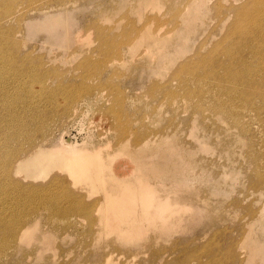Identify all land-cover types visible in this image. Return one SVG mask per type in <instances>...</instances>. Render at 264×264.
<instances>
[{"label": "rangeland", "instance_id": "374dc122", "mask_svg": "<svg viewBox=\"0 0 264 264\" xmlns=\"http://www.w3.org/2000/svg\"><path fill=\"white\" fill-rule=\"evenodd\" d=\"M159 1L160 0H152V2L146 0H77V3L69 1L70 3L67 2V4L61 7L56 0H6V2L5 0H0V237H3L2 235L5 233L4 237L0 238V255L2 253V256L4 255L3 257L0 256V264H91L98 260L96 259L97 253L103 256H106L108 253L111 258V264H152L154 261L162 262L165 259L170 260L173 253L169 252V250L173 246H175L177 249L183 247L185 250V255L182 257V259H184L185 256H192L193 254L194 257H199L198 260L191 259L190 262L186 264H264V215L263 217L261 216L262 213H264V185L261 182L258 184L257 180L255 182V179L259 177V174L260 178L264 174V167H261L264 165V110L262 109V106L264 105V98H252L249 102V107V103L248 105L244 104V102H242V98L237 96L239 90L242 89V85H228L227 83H222L219 85L217 81L215 82L209 77L208 79L207 76L203 77L204 80L202 79L200 81H196L197 79H195V76L192 75V77L191 74L187 72L181 74L183 80L190 77L188 79V83H185V85L181 84L183 83L180 82L181 77L179 78L175 76V69H177L182 63H185L187 59H194L197 52L201 55H204L205 53H209L215 46L217 47L219 44L220 47L223 45V49L225 46H229L233 41V48H235L237 39L233 40L234 37L232 39L230 38V41L229 39H225V36H228L227 34L230 33L234 22L236 23V21H233L235 20L234 13L228 8H232V6L235 7V4L238 5L237 3H240L237 7L243 5V3L247 4L249 3V0H206L208 7L205 6V8L200 10L199 13L194 10L193 4H197V2L200 0H187L189 4H187L188 2L186 0H169L170 2L168 0H161L163 2ZM219 2L221 4H219ZM124 4L128 6L126 7ZM131 4L134 5L132 6ZM121 5L123 6L121 7ZM154 5L155 7L153 8ZM161 5L165 7L162 8ZM225 5H227V9ZM214 6L223 7H220V10L217 8V12L215 10L216 7ZM156 8L160 13L157 12L158 10ZM76 9L78 11H76ZM28 12H30V14H28ZM5 13L7 14L5 15ZM98 13L100 15H98ZM179 14L181 15L178 17ZM14 15L17 19L14 17ZM103 15H105L104 18L106 17L105 21H103ZM184 15L188 17L190 16L189 20L184 19ZM107 16L109 18L111 17L112 19L110 18L109 20ZM130 17L133 19H130ZM216 17L218 18L216 19ZM143 18L144 20H142ZM222 19L225 20L222 21ZM87 22L89 24H87ZM243 22L244 25L243 23L241 25L245 27V21L243 20ZM152 23H154V25ZM28 24L29 26H27ZM108 26L109 28H105ZM170 26L171 28H168ZM172 26L173 29L176 27L174 29L175 31L172 29ZM29 27L32 29H27ZM98 27H100V30ZM132 27L134 31L135 29L137 31L138 28L144 29L145 27L146 29L152 30L155 33H161L160 35L162 36L167 33L168 35H171L170 38H168L171 41L164 37L162 38L163 41H161L159 44H155L151 39L144 37V39L141 40L142 42H137V45H134L133 50H129V47L134 44L136 39L130 45L123 44L122 41L124 36L122 35L123 33L121 34V32H124L126 29L131 30ZM168 29L170 33L167 31ZM44 31L45 34L47 32L46 35L44 34ZM221 32H224V34ZM77 33H81L80 35L86 39L84 41L82 40L83 44L75 42L74 35ZM105 33H107V35ZM135 34L136 32L134 33V36ZM99 35L101 36L99 37ZM118 35H122L123 38L121 39L122 36L119 37ZM56 36L60 37H58L59 39L57 38L59 41L56 39ZM110 37H113V39H110ZM10 38H12V41ZM63 38L67 41H64ZM1 39L4 41H1ZM103 40H105V42H103ZM85 41H87V44ZM167 41L172 44L168 43ZM65 43L67 46H65ZM165 43H167V45H165ZM187 43L189 44L187 45ZM103 45L107 48L103 47ZM47 50L50 51V53ZM119 50L120 53L122 52L121 54L119 53ZM183 51H186L184 52V55L182 54ZM245 51L244 54H246ZM114 52L117 56L114 54ZM106 53L108 56H105ZM9 54L11 56H9ZM154 55L155 58H153ZM138 59H140V61ZM152 60H154V62ZM107 61H110V63ZM103 62L107 63L104 65ZM164 64H166L165 68H163ZM95 65L98 66L96 67ZM142 65H145L146 67ZM175 65L178 66L175 68ZM153 66H155L157 70ZM112 71L113 73H111ZM168 79H170L171 82ZM208 80L209 83L206 84ZM107 82H109L110 85ZM191 82L193 84H191ZM177 83L179 84L176 85ZM196 83H198V85ZM213 84L215 86H213ZM180 85L181 89L183 88L182 91L185 88L183 92L180 90ZM116 86H118V91L115 90ZM203 86L204 88L207 87L209 89L210 94H207L208 90L204 89ZM224 86L232 90H236L234 93L231 92V95H234V100L232 102H229V100L227 101L228 97L224 98V96H227ZM215 87L218 89L216 90ZM161 88H163V91ZM156 89H159V91ZM210 89H213L212 93ZM168 91L170 93H167ZM70 92L73 96H69L71 94ZM144 92L145 95H143ZM156 92H160L161 95L159 96L160 93L158 94ZM215 92H218V95L221 93L222 95H215L217 98L220 97L223 100L213 98L215 96ZM183 93L186 94L184 95ZM191 93H193L192 96L194 95V102L191 98ZM178 95H180V97H178ZM187 95H190V99H188L189 97ZM181 96L185 97L181 98ZM119 97H121V99H119ZM236 97L238 98L236 99ZM182 100L185 104L182 102ZM197 100L200 103H198ZM210 100L211 102H206ZM212 100H215V102ZM259 100L260 102L262 100V102L260 103ZM218 101L220 103L216 104ZM234 102H236L235 106L234 104L231 105V103ZM166 103L168 106H166ZM190 103L194 104L191 106ZM74 104L75 106H73ZM70 105L71 107L69 108ZM214 105H216V108ZM169 106L170 108H168ZM179 106H181L180 109ZM222 106H225V108ZM152 108H155L156 110H153ZM205 108L208 110L207 112ZM160 110L161 112L159 113ZM145 111L147 113H145ZM249 111H253L251 112L252 114ZM202 112L203 114L205 113L204 117ZM158 113L160 116H163L157 117L159 116ZM196 113L198 115L200 113L199 117ZM210 113L213 114V116L211 115V118ZM154 115H156V117H153ZM260 115L261 117H259ZM145 116L147 117L143 118ZM189 116L191 117V120ZM133 117L134 119L136 118V120H134ZM232 117L235 118L232 119ZM129 118H131L132 121H130L131 119ZM144 119L146 120L144 121ZM154 119L156 121L157 119H160V123L156 122ZM171 119L173 122H171ZM242 121L246 122L247 124L243 123ZM207 122L211 123V125ZM231 122L233 124H231ZM212 123H215L216 125ZM249 123L251 124L250 127ZM238 124L241 125L239 126ZM43 125L46 126L47 129ZM177 125L178 127L180 125V127L177 128ZM231 125L233 126L231 127ZM136 127L139 131H137ZM162 127L165 129V131L162 129ZM220 127H224V129H221ZM129 128L130 130H127ZM167 128L170 129L166 131ZM262 129L263 131H261ZM133 130L135 132H133ZM140 130L145 131L143 132ZM240 130L241 132H239ZM118 131L121 133L118 134ZM130 131H132V133ZM8 133L9 137L6 136ZM38 133L40 134V137ZM137 133L140 136V140L138 138L136 141L134 136ZM172 133H175L173 134L174 136H172ZM147 134L149 139H152L153 143L155 142V148L153 146H145L143 143H139L142 141V139H144V137L145 139L148 138V136H145ZM175 136H177L179 140L177 137L173 138ZM5 137H7V140ZM231 137L232 140L235 141H232ZM170 139H174L176 142H174V140L172 142ZM229 139L231 141H229ZM257 140L258 142H256ZM63 141H67L69 144H71L72 147L70 146L71 148H69V150L73 152H79L81 149H86L90 152L99 150L102 156V168L99 173L98 171H92L89 175H87L81 172L77 167L78 164L76 161H63L66 163L58 162L57 166V161L53 157H47V159H45L46 157L43 158L41 155H38L39 153H35L34 158L31 157L30 159H36L35 161L39 163L37 170L32 173L29 172V177H26L25 179H22L19 176L17 179L16 174L12 175L14 180H19L20 182L22 181L24 185H33V187L24 192H20L16 190L12 191L11 187L7 186V183L4 180V171L6 166L5 164L8 162L9 158H11L13 162L19 159L18 156L22 158L24 154H29L35 149V147L43 146L42 148L48 152L49 148H52L53 146H59ZM258 143H260V145H258ZM123 145H125V149L123 148ZM178 145H181V148L183 149H181ZM143 147L147 149H143ZM185 147L187 148V152L185 151ZM163 148H167V150L165 151ZM175 148L178 150H174ZM171 149L172 151L174 150V153L171 151ZM237 149H239V151ZM164 151L165 153H163ZM178 151L181 154H179ZM168 152L169 154H167ZM231 153L232 156L234 155L233 157H231ZM182 154L184 155L183 157H181ZM251 155H256L257 160L259 161L257 162L256 160L255 163V160L253 161L252 158L249 157ZM189 156H191V159L188 158ZM201 158L202 160H200ZM210 158H212V160ZM189 160H193V164L195 163L197 166L195 164L193 165L191 162H189ZM174 161L177 163H174ZM180 161L181 163H179ZM204 161L205 164L203 163ZM245 162L247 163L245 164ZM42 163L45 168H43ZM62 164H64V167ZM256 164L261 165L256 166ZM192 165L193 167H191ZM210 165H212V168L214 166V168L212 169ZM107 166H110L111 171L114 170L113 172L116 176L109 172ZM41 167L43 168L42 170H40ZM166 167L167 169L170 168L168 170L169 174H173V171L180 172L182 168L183 172H181L184 175L189 174L191 176V180L186 184L178 185L173 180H171V178H168L169 174L166 175L167 179L166 177L164 178L165 174L163 175V172L166 170ZM118 171L125 175H128L127 171L132 173L129 177L132 181H134L133 184H137L138 180H140L143 183H150L151 185L155 186L158 189V194L162 195L161 197L163 200H166V194H169V197L173 203L180 202L181 204H188L190 209L186 212L183 211L180 214L182 216H180L181 220L184 223L177 218V220L172 222L175 225L174 228L171 227L170 229L169 227L166 229L167 231L163 229L164 232H159V234H157V231L155 232L157 229L149 228L148 232L143 234V237L141 236L142 238L140 237L139 240L137 238L133 241L134 243L130 241L128 236L131 234H124V232L121 230L125 229L128 224H131V219L142 220L144 216L142 214L141 216L135 217H121L127 210L131 209V205L126 203L130 198L128 196L121 198V191L124 190L128 194L133 195L136 199H140L141 195L139 194L142 190L132 184H129L120 188V191L110 194L109 191H111V182L109 181L114 179V177L121 180L124 179L123 175H118ZM157 171L159 173H157ZM261 172L263 174H261ZM24 173L25 171L22 172L23 175ZM34 186L39 188V191L37 190L38 192L34 190ZM66 192H70L71 196L69 197ZM77 197L85 200L87 203H92L94 199L103 200L105 197V207H108L107 211H113V207L116 203H119V207L115 210L116 214L113 217L106 218V220H108L106 224H104V222L99 223L96 221L93 225V223L89 222V220H87L84 216L73 213L71 207H68L69 200L75 202L78 199ZM51 206L53 208H51ZM47 207L49 208L47 209ZM55 208H57V210L54 212L53 209L55 210ZM93 216L99 217L97 213ZM196 217L200 220H198ZM201 217L205 219L203 220ZM198 221H200V223ZM250 221L252 222L250 223ZM24 225L28 229L25 231V233H22L24 234L22 241H17V239H14L13 242H10L9 239L5 237L9 236V232L13 228L14 229L11 233L17 231L21 226ZM97 228L100 230L99 233L97 232ZM94 231L95 233H93ZM204 231L206 233V238L201 237V233ZM134 233H137V231H134ZM153 234L160 235V237L156 236L155 240H153V245L150 247V250L147 248L143 249V244L148 245L151 243L150 237ZM194 236H197L200 239L198 238L192 241ZM6 241H9V243H6ZM4 243L7 244V247ZM12 244H17L16 246H19V250L17 249L16 251V248L13 250V247L11 248ZM1 246L7 250L5 253ZM151 250L155 251L150 252ZM156 251H158V253ZM222 251L224 253L226 251L227 252L223 254ZM184 262L185 261L183 260V264H185Z\"/></svg>", "mask_w": 264, "mask_h": 264}, {"label": "bare ground", "instance_id": "6f19581e", "mask_svg": "<svg viewBox=\"0 0 264 264\" xmlns=\"http://www.w3.org/2000/svg\"><path fill=\"white\" fill-rule=\"evenodd\" d=\"M30 1V0H29ZM36 1V0H35ZM43 1V0H42ZM52 1V0H51ZM57 1V3H59V5L62 7L63 5H65V4H67V2H74V3H77V0H76V2H75V0H56ZM125 1V0H124ZM146 1H149V2H152V0H146ZM161 1V0H160ZM159 1V2H160ZM169 1V0H168ZM187 1V0H186ZM231 1H233V0H231ZM236 1V0H235ZM240 1H242V0H240ZM5 2H6V0H5ZM22 2V1H21ZM27 2V1H26ZM69 2V3H70ZM148 2V3H149ZM161 2H163V1H161ZM170 2V1H169ZM188 2V1H187ZM249 3H243V5H241V6H239V7H237L240 3H237L238 5H236L235 4V7H233L232 6V8H228L227 7V5H225L226 6V9L228 8V9H230V11H232L233 13H234V19L235 20H233V21H236V23L234 22V25H233V27H232V29H231V31H230V33L229 34H227L228 36H225V39H229V41L234 37V39L233 40H235V39H237L236 40V42L237 43H235V48H233V45H234V41L230 44V43H228V44H230L229 46H225L223 49H222V47H223V45H222V47H220L219 45L216 47H214L209 53H205L204 55H201V54H199L198 52H197V54H195L196 56L194 57V59H187V61H185V63H182L181 65H179V67L177 68V69H175L176 68V66H178V65H175L174 67V69L176 70H174L175 71V76L176 77H181L180 79H181V81L180 82H183V83H181V84H185V83H188V79L190 78L189 76H187V77H189L188 79H182V76H181V74L182 73H185V72H187V73H189V74H191V76L192 75H194L195 76V79H197L196 81H200V80H202L203 79V77H205V76H207V78L209 77L211 80H213V81H217V83L219 84V85H221L222 83H227L228 85L229 84H231V85H242V89L241 90H239V93H237L238 95V97L239 98H242V102H244V104H247L248 105V103L250 102V100L252 99V98H261V99H263L264 98V0H249L248 1ZM44 3H46V2H44ZM69 3H68V5H69ZM130 3V2H129ZM181 3H183V2H181ZM194 3V2H193ZM234 3V2H233ZM30 4V3H29ZM42 4V3H41ZM117 4H118V1H117ZM150 4V3H149ZM170 4V3H169ZM187 4H189V2L187 3ZM219 4H221L220 2H219ZM230 4V3H229ZM241 4H242V2H241ZM111 5H112V2H111ZM132 5V4H131ZM134 5V4H133ZM132 5V6H133ZM151 5H152V3H151ZM164 5V4H163ZM178 5H180V4H178ZM194 5V10L196 11V12H200V10H202L203 8H205V6L206 7H208L207 6V3H206V0H200V1H198L197 2V4H193ZM211 5V4H210ZM30 6V5H29ZM28 6V7H29ZM123 5H121V7H122ZM124 6H126L125 4H124ZM128 6V5H127ZM126 6V7H127ZM129 6H130V4H129ZM171 6V5H170ZM187 6V5H186ZM18 7H20V6H18ZM21 7H22V5H21ZM67 7V6H66ZM80 7V6H79ZM105 7V6H104ZM114 7H115V5H114ZM118 7V6H117ZM150 7V6H149ZM155 7V5L153 6V8ZM161 7L163 8V7H165V6H162L161 5ZM214 7H216V6H214ZM221 8L223 7V6H220ZM220 7L219 6H217L216 8H215V10L218 8V10H220ZM6 8V7H5ZM41 8V7H40ZM53 8V7H52ZM59 8V7H58ZM81 8V7H80ZM153 8H152V10H153ZM192 8H193V6H192ZM212 8V7H211ZM17 9V8H16ZM21 9V8H20ZM49 9V8H48ZM124 9V8H123ZM133 9H134V7H133ZM132 9V10H133ZM150 9V8H149ZM148 9V10H149ZM157 9V8H156ZM156 9H155V11H156ZM167 9V8H166ZM181 9H182V7H181ZM7 10V9H6ZM13 10V9H12ZM11 10V11H12ZM18 10H19V8H18ZM53 10V9H52ZM55 10V9H54ZM104 10V9H103ZM110 10V9H109ZM115 10H116V8H115ZM131 10V11H132ZM148 10H146V11H148ZM158 10V9H157ZM205 10V9H204ZM213 10H214V8H213ZM214 10V11H215ZM223 10V9H222ZM24 11V10H23ZM44 11V10H43ZM62 11V10H61ZM76 11H78L77 9H76ZM99 11H100V9H99ZM161 11V10H160ZM167 11V10H166ZM191 11H192V9H191ZM217 11V10H216ZM226 11V10H225ZM2 12V11H1ZM5 12V11H4ZM10 12V11H9ZM16 12H17V10H16ZM21 12V11H20ZM19 12V13H20ZM63 12V11H62ZM61 12V13H62ZM104 12V11H103ZM107 12H108V10H107ZM133 12V11H132ZM157 12H159V10L157 11ZM218 12V11H217ZM221 12V11H220ZM228 12V11H227ZM25 13V12H24ZM71 13V12H70ZM100 13V12H99ZM98 13V15H100ZM131 13V12H130ZM145 13H147V12H145ZM144 13V14H145ZM151 13H153V12H151ZM150 13V14H151ZM155 13V12H154ZM160 13V12H159ZM165 13V12H164ZM164 13H162V14H164ZM191 13V12H190ZM210 13V12H209ZM215 13V12H214ZM229 13V12H228ZM7 13H5V15H6ZM17 14V13H16ZM28 14H30V12H28ZM101 14H103V13H101ZM105 14V13H104ZM183 14V13H182ZM230 14V13H229ZM1 15H2V13H1ZM53 15H55V14H53ZM61 15V14H60ZM130 15V14H129ZM133 15V14H132ZM156 15V14H155ZM160 15V14H159ZM181 14H179L178 15V17L180 16ZM213 15V14H212ZM211 15V16H212ZM48 16V15H47ZM52 16V15H51ZM104 16L105 15H103V18H104ZM127 16V15H126ZM154 16V15H153ZM185 16V15H184ZM14 17L16 18V16L14 15ZM23 17V16H22ZM45 17H46V15H45ZM60 17V16H59ZM102 17V16H101ZM159 17V16H158ZM190 17V16H189ZM189 17L188 16H185V17H183L184 19H187V20H189ZM229 17V16H228ZM14 18V19H15ZM52 18V17H51ZM69 18V17H68ZM100 18V17H99ZM106 18V17H105ZM105 18H104V20L103 21H105ZM107 18L110 20V18L107 16ZM114 18V17H113ZM129 18V17H128ZM132 17H130V19H131ZM139 18V17H138ZM151 18V17H150ZM177 18V17H176ZM218 17H216V19H217ZM17 19V18H16ZM70 19V18H69ZM112 19V18H111ZM133 19V18H132ZM136 19V18H135ZM147 19V18H146ZM157 19V18H156ZM175 19V18H174ZM87 20V19H86ZM140 20V19H139ZM142 20H144V18L142 19ZM225 20V19H224ZM223 19H222V21H224ZM243 20L245 21V24H246V26L245 27H243L241 24L243 23V25H244V22H243ZM8 21V20H7ZM13 21V20H12ZM17 21H19V20H17ZM137 21V20H136ZM135 21V22H136ZM141 21V20H140ZM155 21V20H154ZM203 21V20H202ZM205 21V20H204ZM213 21H214V19H213ZM233 21H231V22H233ZM1 22V21H0ZM32 22V21H31ZM31 22H29V23H31ZM62 22V21H61ZM92 22V21H91ZM110 22V21H109ZM114 22V21H113ZM135 22H134V24H135ZM146 22V21H145ZM144 22V23H145ZM169 22V21H168ZM20 23V22H19ZM93 23V22H92ZM92 23H90V24H92ZM133 23V22H132ZM137 23V22H136ZM147 23V22H146ZM165 23H166V21H165ZM179 23V22H178ZM222 23V22H221ZM227 23V22H226ZM65 24H66V22H65ZM68 24V23H67ZM87 24H89L88 22H87ZM108 24V23H107ZM114 24V23H113ZM142 24V23H141ZM153 25H154V23H152ZM162 24H163V22H162ZM167 24V23H166ZM218 24V23H217ZM228 24H229V22H228ZM99 25V24H98ZM171 25V24H170ZM188 25H190V24H188ZM221 25V24H220ZM16 26V25H15ZM27 26H29V24L27 25ZM62 26H64V25H62ZM128 26V25H127ZM129 26H131V25H129ZM146 26V25H145ZM161 26V25H160ZM168 26V25H167ZM174 26V25H173ZM173 26H172V29H173ZM181 26V25H180ZM216 26V25H215ZM228 26V25H227ZM6 27V26H5ZM10 27V26H9ZM19 27V26H18ZM33 27V26H32ZM49 27V26H48ZM67 27V26H66ZM87 27V26H86ZM102 27V26H101ZM112 27V26H111ZM136 27H137V25H136ZM154 27V26H153ZM162 27V26H161ZM223 27V26H222ZM4 28V27H3ZM10 28H12V27H10ZM20 28V27H19ZM44 28H45V26H44ZM58 28V27H57ZM85 28V27H84ZM83 28V29H84ZM99 28V30H100V27H98ZM105 28H109V26L108 27H105ZM124 28V27H123ZM126 28V27H125ZM129 28V27H128ZM168 28H171V26L170 27H168ZM176 27H174V29H175ZM225 28V27H224ZM27 29H32L31 27H29V28H27ZM59 29V28H58ZM104 29V28H103ZM153 29V28H152ZM163 29V28H162ZM161 29V30H162ZM173 29V30H174ZM183 29V28H182ZM218 29V28H217ZM227 29H229V28H227ZM7 30V29H6ZM47 30H48V28H47ZM62 30V29H61ZM60 30V31H61ZM98 30V29H97ZM96 30V31H97ZM177 30V29H176ZM181 30V29H180ZM220 30V29H219ZM222 30V29H221ZM224 30V29H223ZM1 31V30H0ZM3 31V30H2ZM27 31V30H26ZM46 31V30H45ZM45 31H44V34H45ZM85 31V30H84ZM168 32H169V29L167 30ZM175 31V30H174ZM227 31V30H226ZM12 32V31H11ZM15 32V31H14ZM53 32V31H52ZM82 32V31H81ZM91 32V31H90ZM101 32V31H100ZM105 32V31H104ZM109 32V31H108ZM136 32V34H135V36H134V33ZM165 32V31H164ZM220 32V31H219ZM42 33V32H41ZM76 33V32H75ZM95 33V32H94ZM99 33V32H98ZM97 33V34H98ZM103 33V32H102ZM118 33H120V32H118ZM123 33V34H122ZM166 33V32H165ZM170 33V32H169ZM209 33H210V31H209ZM221 33H223L224 34V32H221ZM46 34H47V32H46ZM45 34V35H46ZM50 34V33H49ZM48 34V35H49ZM54 34V33H53ZM81 33H77V34H75L74 35V39H75V42H78V43H80V44H83V42H82V40L84 41V40H86L83 36H81L80 35ZM85 34V33H84ZM104 34V33H103ZM103 34H101V35H103ZM106 35H107V33H105ZM121 34L124 36V39H123V44H127V45H130V44H132L133 42H134V40H135V42H134V44L131 46V47H129V50L130 49H134V45L138 42H142L141 40L142 39H144V37H146V38H149V39H151L155 44H159L161 41H163V39L162 38H167V40H170V39H168V38H170V36L171 35H168L167 33V35L165 34L164 36H162V35H160V34H158V33H155L154 31H152V30H148V29H146L145 27H144V29H139L138 28V30L136 31V29H135V31H134V29H133V27H132V29L131 30H129V29H126L124 32H121ZM226 34V33H225ZM18 35V34H17ZM101 35H99V37L101 36ZM111 35V34H110ZM112 35H113V33H112ZM121 35V36H122ZM211 35V34H210ZM1 36V35H0ZM6 36V35H5ZM54 36V35H53ZM53 36H51V37H53ZM115 36H117V35H115ZM119 37H121L120 35H118ZM123 36L121 37V39L123 38ZM181 36H182V34H181ZM190 36V35H189ZM4 37V36H3ZM2 37V38H3ZM8 37V36H7ZM11 37V36H10ZM12 37H14V36H12ZM44 37V36H43ZM59 37V36H58ZM57 36H56V39L58 38ZM95 37V36H94ZM180 37V36H179ZM220 37H222V36H220ZM54 38H55V36H54ZM60 38V37H59ZM58 38V39H59ZM106 38V37H105ZM115 39H117L116 37H114ZM176 38V37H175ZM231 38V39H230ZM12 38H10V40H11ZM57 39V40H58ZM64 39V38H63ZM99 39V38H98ZM110 39H113V37H110ZM114 39V40H115ZM173 39V38H172ZM220 39V38H219ZM3 39H1V41H2ZM15 40V39H14ZM102 40V39H101ZM105 40H107V39H105ZM105 40H103V42H105ZM119 40H120V38H119ZM139 40V41H138ZM176 40V39H175ZM4 41V40H3ZM12 41V40H11ZM19 41V40H18ZM59 41V40H58ZM64 41H67V40H65L64 39ZM90 41V40H89ZM107 41H109V40H107ZM112 41V40H111ZM148 41V40H147ZM151 41V42H152ZM171 41V40H170ZM209 41H210V38H209ZM208 41V42H209ZM87 41H85V43H86ZM119 42V41H118ZM168 42V41H167ZM172 42H174V41H172ZM213 42V41H212ZM211 42V43H212ZM219 42V41H218ZM228 42V41H227ZM21 43V42H20ZM46 43H47V41H46ZM58 43V42H57ZM89 43V42H88ZM110 43V42H109ZM108 43V44H109ZM112 43V42H111ZM116 43H117V41H116ZM168 43H170V42H168ZM190 43V42H189ZM189 43H187V45L189 44ZM210 43V42H209ZM3 44H4V42H3ZM21 44H23V43H21ZM48 44V43H47ZM75 44V43H74ZM87 44V43H86ZM99 44H100V41H99ZM114 44V43H113ZM112 44V45H113ZM122 44V45H123ZM170 44H172V43H170ZM175 44V43H174ZM222 44V43H221ZM12 45H14V44H12ZM110 45V44H109ZM111 45V46H112ZM137 45V44H136ZM165 45H167V43H165ZM164 45V46H165ZM177 45V44H176ZM175 45V46H176ZM199 45V44H198ZM207 45H209V44H207ZM217 45V44H216ZM10 46V45H9ZM55 46V45H54ZM65 46H67L66 45V43H65ZM75 46H76V44H75ZM99 46V45H98ZM147 46V45H146ZM149 46V45H148ZM162 46V45H161ZM180 46V45H179ZM186 46V45H185ZM210 46V45H209ZM44 47H46V46H44ZM74 47V46H73ZM103 47H105L104 45H103ZM117 47V46H116ZM119 47H120V45H119ZM138 47V46H137ZM144 47V46H143ZM180 47H182V46H180ZM212 47V46H211ZM3 48V47H2ZM10 48V47H9ZM18 48V47H17ZM52 48V47H51ZM82 48V47H81ZM101 48V47H100ZM99 48V49H100ZM105 48H107V47H105ZM110 48V47H109ZM175 48V47H174ZM45 49V48H44ZM88 49V48H87ZM86 49V50H87ZM104 49V48H103ZM117 49V48H116ZM119 49V48H118ZM122 49V48H121ZM199 49V48H198ZM201 49H202V46H201ZM9 50V49H8ZM112 50V49H111ZM114 50H115V48H114ZM131 50V51H132ZM172 50V49H171ZM246 50V51H245ZM4 51V50H3ZM6 51H7V49H6ZM46 51V50H45ZM48 51V50H47ZM57 51V50H56ZM76 51V50H75ZM83 51V50H82ZM88 51V50H87ZM102 51V50H101ZM122 51V50H121ZM141 51H143V50H141ZM140 51V52H141ZM244 51L246 52V54H244ZM49 53H50V51H48ZM65 52V51H64ZM124 52V51H123ZM144 52H145V50H144ZM184 52H186V51H183L182 52V54L184 55ZM200 52V51H199ZM206 52V51H205ZM7 53V52H6ZM11 53V52H10ZM15 53H17V52H15ZM74 53V52H73ZM78 53V52H77ZM80 53V52H79ZM88 53V52H87ZM86 53V54H87ZM103 53V52H102ZM118 53V52H117ZM119 53H120V50H119ZM122 53V52H121ZM120 53V54H121ZM195 53V52H194ZM203 53V52H202ZM113 54V53H112ZM114 54H115V52H114ZM113 54V55H114ZM134 54H136V53H134ZM140 54V53H139ZM139 54H137V55H139ZM141 54H142V52H141ZM89 55V54H88ZM104 55V54H103ZM102 55V56H103ZM107 55V53L105 54V56ZM116 55V54H115ZM114 55V56H115ZM170 55V54H169ZM9 56H11L10 54H9ZM61 56V55H60ZM63 56V55H62ZM67 56V55H66ZM108 56V55H107ZM117 56V55H116ZM115 56V57H116ZM120 56V55H119ZM190 56H191V54H190ZM89 57V56H88ZM171 57V56H170ZM58 58V57H57ZM136 58H137V56H136ZM139 58V57H138ZM153 58H155V55L153 56ZM152 58V59H153ZM167 58H169V57H167ZM59 59V58H58ZM83 59H84V57H83ZM90 59V58H89ZM109 59V58H108ZM126 59V58H125ZM129 59V58H128ZM184 59V58H183ZM88 60V59H87ZM104 60V59H103ZM116 60V59H115ZM122 60V59H121ZM137 60V59H136ZM135 60V61H136ZM139 61H140V59H138ZM63 61H64V59H63ZM100 61H102V60H100ZM105 61H106V59H105ZM153 62H154V60H152ZM172 61V60H171ZM170 61V62H171ZM177 61V60H176ZM182 61V60H181ZM181 61H179V62H181ZM73 62V61H72ZM108 62V61H107ZM106 62V63H107ZM115 62V61H114ZM118 62H119V60H118ZM120 62H122V61H120ZM126 62V61H125ZM159 62H161V61H159ZM69 63V62H68ZM92 63V62H91ZM100 63V62H99ZM102 63V62H101ZM104 63V62H103ZM106 63H104V65L106 64ZM108 63H110V61L108 62ZM168 63H169V61H168ZM176 63V62H175ZM142 64V63H141ZM167 64V63H166ZM166 64H164V67L163 68H165L166 66ZM77 65V64H76ZM93 65V64H92ZM91 65V66H92ZM110 65V64H109ZM79 66V65H78ZM96 67L98 66V65H95ZM142 66H145V65H142ZM1 67V66H0ZM105 67V66H104ZM106 67H107V65H106ZM135 67V66H134ZM146 67V66H145ZM154 68H155V66H153ZM101 68V67H100ZM116 68H117V66H116ZM89 69V68H88ZM106 69H108V68H106ZM152 69V68H151ZM156 69V68H155ZM105 70V69H104ZM154 70V69H153ZM152 70V71H153ZM157 70V69H156ZM88 71V70H87ZM93 71V70H92ZM96 71V70H95ZM115 71V70H114ZM120 71V70H119ZM161 71V70H160ZM91 72V71H90ZM125 72V71H124ZM129 72V71H128ZM158 72V71H157ZM172 72V71H171ZM93 73H95V72H93ZM111 73H113V71L111 72ZM134 73V72H133ZM186 73V74H187ZM87 74V73H86ZM90 74V73H89ZM88 74V75H89ZM97 74H99V73H97ZM116 74V73H115ZM151 74V73H150ZM82 75H84V74H82ZM101 75V74H100ZM128 75H129V73H128ZM97 76V75H96ZM120 76V75H119ZM139 76V75H138ZM137 76V77H138ZM93 77H95V76H93ZM92 77V78H93ZM110 77V76H109ZM112 77V76H111ZM123 77V76H122ZM125 77V76H124ZM185 77V76H184ZM193 77V76H192ZM84 78V77H83ZM96 78V77H95ZM127 78V77H126ZM139 78V77H138ZM173 78V77H172ZM206 78V79H207ZM208 78V79H209ZM88 79H90V78H88ZM111 79V78H110ZM122 79H124V78H122ZM175 79V78H174ZM81 80H83V79H81ZM80 80V81H81ZM99 80V79H98ZM109 80V79H108ZM141 80V79H140ZM154 80V79H153ZM168 80H170V79H168ZM191 80V79H190ZM204 80V79H203ZM84 81V80H83ZM213 81H212V83H213ZM77 82H79V81H77ZM166 82V81H165ZM170 82H171V80H170ZM203 82V81H202ZM211 82V81H210ZM81 83H82V81H81ZM100 83V82H99ZM98 83V84H99ZM102 83V82H101ZM103 83H106V82H103ZM108 84H109V82H107ZM153 83V82H152ZM169 83V82H168ZM199 83V82H198ZM198 83H196L197 85H198ZM207 83H209V80H208V82H206V84ZM73 84V83H72ZM157 84V83H156ZM179 83H177L176 85H178ZM191 84H193L192 82H191ZM194 84H195V82H194ZM200 84V83H199ZM202 84V83H201ZM69 85V84H68ZM110 85V84H109ZM113 85V84H112ZM145 85H147V84H145ZM159 85H160V83H159ZM167 85V84H166ZM169 85H170V83H169ZM168 85V86H169ZM186 85V84H185ZM190 85V84H189ZM62 86V85H61ZM75 86V85H74ZM83 86H84V83H83ZM101 86V85H100ZM148 86V85H147ZM149 86H151V85H149ZM153 86H154V84H153ZM188 86V85H187ZM195 86V85H194ZM213 86H215L214 84H213ZM64 87V86H63ZM107 87V86H106ZM117 87L118 86H116V89L115 90H117ZM179 87V86H178ZM183 87H185V86H183ZM190 87V86H189ZM198 87V86H197ZM212 87V86H211ZM217 87V86H216ZM215 87V88H216ZM221 87H223V86H221ZM65 88V87H64ZM69 88V87H68ZM109 88V87H108ZM159 88V87H158ZM169 88V87H168ZM190 88H192V87H190ZM203 88H204V86H203ZM210 88V87H209ZM214 88V89H215ZM224 88H225V93L227 94V96H224V98L225 97H228V99H227V101L229 100V102L231 101H233L234 100V95L232 94L231 95V92H236V90L234 89V90H232V89H230V88H228V87H226V86H224ZM238 88V87H237ZM241 88V87H240ZM71 89V88H70ZM69 89V90H70ZM81 89H82V87H81ZM85 89V88H84ZM105 89V88H104ZM113 89V88H112ZM148 89V88H147ZM163 88H161V90H162ZM171 89V88H170ZM169 89V90H170ZM183 89V88H182ZM182 89H181V85H180V90L182 91ZM199 89V88H198ZM204 89H206V90H208V93L207 94H210L209 93V89L206 87V88H204ZM218 88H216V90H217ZM220 89V88H219ZM64 90V89H63ZM73 90V89H72ZM98 90V89H97ZM100 90V89H99ZM151 90V89H150ZM149 90V91H150ZM156 90H158L159 91V89H156ZM160 90V91H161ZM184 90H185V88H184ZM183 90V91H184ZM211 90V93H212V91H213V89H210ZM223 90V89H222ZM232 90V91H231ZM74 91V90H73ZM114 91V90H113ZM118 91V90H117ZM163 91V90H162ZM166 91V90H165ZM164 91V92H165ZM182 91V92H183ZM196 91V90H195ZM219 91H221V90H219ZM238 91V90H237ZM72 92V91H71ZM70 92V93H71ZM193 92V91H192ZM202 92V91H201ZM111 93H112V91H111ZM150 93H152V92H150ZM156 93H158V92H156ZM160 93V92H159ZM158 93V94H159ZM167 93H170L169 91L167 92ZM197 93V92H196ZM218 93V92H217ZM216 92L214 93V95L215 94H217ZM224 93V92H223ZM78 94V93H77ZM93 94V93H92ZM116 94V93H115ZM155 94V93H154ZM157 94V95H158ZM162 94H164V93H162ZM182 94V93H181ZM184 94V93H183ZM186 94V93H185ZM184 94V95H185ZM192 94L193 93H191V96H192ZM221 94V93H220ZM219 94V95H220ZM236 94V93H235ZM1 95V94H0ZM68 95V94H67ZM72 95V93L69 95V96H71ZM88 95V94H87ZM86 95V96H87ZM143 95H145V92H144V94ZM151 95V94H150ZM156 95V94H155ZM161 95V93L159 94V96ZM170 95H172V94H170ZM213 95V94H212ZM213 95V96H214ZM218 95V94H217ZM218 95V96H219ZM222 95V94H221ZM73 96V95H72ZM75 96V95H74ZM153 96V95H152ZM172 96H175V95H172ZM188 96V95H187ZM205 96H207V95H205ZM210 96V95H209ZM208 96V97H209ZM236 96V95H235ZM90 97H91V95H90ZM93 97V96H92ZM117 97V96H116ZM123 97V96H122ZM146 97H150V96H146ZM157 97V96H156ZM178 97H180V95H178ZM177 97V98H178ZM185 97V96H184ZM184 97H182L181 96V98H184ZM189 98L188 99H190V95L188 96ZM194 95L191 97L192 99H193V102H194ZM203 97V96H202ZM238 97H236V99L238 98ZM84 98V97H83ZM82 98V99H83ZM143 98H145V97H143ZM155 98V97H154ZM164 98V97H163ZM180 98V99H181ZM187 98V97H186ZM185 98V99H186ZM196 98H198V97H196ZM212 98V97H211ZM213 98H216V99H220V100H223V99H221L220 97H218L217 98V96L215 95ZM91 99V98H90ZM118 99V98H117ZM119 99H121V97H119ZM148 99V98H147ZM146 99V100H147ZM160 99H162V98H160ZM165 99V98H164ZM168 99V98H167ZM172 99V98H171ZM191 99V100H192ZM201 99H203V98H201ZM208 99V98H207ZM73 100H75V99H73ZM84 100V99H83ZM145 100V101H146ZM153 100V99H152ZM151 100V101H152ZM163 100V99H162ZM190 100V101H191ZM91 101V100H90ZM95 101V100H94ZM121 101V100H120ZM151 101H150V103H151ZM158 101V100H157ZM165 101V100H164ZM163 101V102H164ZM169 101V100H168ZM177 101H179V100H177ZM181 101V100H180ZM185 101V100H184ZM187 101V100H186ZM198 101V100H197ZM196 101V102H197ZM201 101V100H200ZM212 101H214L215 102V100H212ZM225 101V100H224ZM235 101H237V100H235ZM240 101H241V99H240ZM253 101V100H252ZM77 102V101H76ZM154 102V101H153ZM162 102V103H163ZM172 102V101H171ZM182 102H183V100H182ZM189 102V101H188ZM187 102V103H188ZM203 102V101H202ZM207 103L208 102H211V100L210 101H206ZM213 102V103H214ZM226 102V101H225ZM259 102H260V100H259ZM261 102H262V100H261ZM260 102V103H261ZM78 103V102H77ZM93 103V102H92ZM144 103V102H143ZM167 103H169V102H167ZM167 103H166V106H168L167 105ZM176 103V102H175ZM179 103H181V102H179ZM184 103V102H183ZM198 103H200L199 101H198ZM206 103V104H207ZM217 103H220L219 101L218 102H216V104ZM222 103V102H221ZM235 103L236 102H234V103H231V105H233L234 104V106H235ZM240 103V102H239ZM116 104V103H115ZM148 104V103H147ZM155 104V103H154ZM158 104V103H157ZM185 104V103H184ZM191 104V106L194 104V103H190ZM197 104V103H196ZM227 104V103H226ZM263 104V103H262ZM261 104V105H262ZM117 105V104H116ZM153 105V104H152ZM172 105V104H171ZM170 105V106H171ZM179 105V104H178ZM213 105V104H212ZM223 105H224V102H223ZM257 105H258V101H257ZM67 106V105H66ZM73 106H75V104L73 105ZM80 106V105H79ZM165 106V105H164ZM170 106L168 107V108H170ZM189 106V105H188ZM215 106V108H216V105H214ZM214 106H211V107H214ZM244 106V105H243ZM249 107H250V103H249V105H248ZM71 107V105L69 106V108ZM90 107V106H89ZM180 107L181 106H179V109H180ZM190 107V106H189ZM206 107H209V106H206ZM222 107H224L225 108V106H222ZM247 107V106H246ZM254 107V106H253ZM253 107H251V108H253ZM78 108V107H77ZM80 108V107H79ZM162 108H165V107H162ZM162 108H161V110H162ZM177 108H178V106H177ZM193 108V107H192ZM200 108H201V106H200ZM153 109V108H152ZM155 109V108H154ZM153 109V110H154ZM172 109V108H171ZM183 109V108H182ZM191 109V108H190ZM198 109V108H197ZM204 109V108H203ZM214 109V108H213ZM223 109V108H222ZM235 109V108H234ZM239 109V108H238ZM238 109H236V110H238ZM241 109V108H240ZM243 109V108H242ZM262 109L264 110V105L262 106ZM76 110V109H75ZM74 110V111H75ZM81 110H82V108H81ZM120 110V109H119ZM156 110V109H155ZM161 110L159 111V113L161 112ZM184 110H186V109H184ZM189 110V109H188ZM194 110V109H193ZM205 110H206V112L208 111L206 108H205ZM217 110H218V108H217ZM220 110H221V108H220ZM235 110V111H236ZM252 110V109H251ZM77 111V110H76ZM109 111V110H108ZM144 111V110H143ZM150 111V110H149ZM176 111V110H175ZM177 111H178V109H177ZM176 111V112H177ZM187 111V110H186ZM195 111V110H194ZM194 111H193V113H194ZM197 111V110H196ZM203 111V110H202ZM212 111H214V110H212ZM219 111V110H218ZM217 111V112H218ZM232 111V110H231ZM239 111V110H238ZM242 111V110H241ZM107 112V111H106ZM151 112H153V111H151ZM157 112V111H156ZM174 112V111H173ZM190 112V111H189ZM199 112V111H198ZM197 112V113H198ZM215 112H216V110H215ZM224 112H225V110H224ZM243 112V111H242ZM250 113L251 112H253V111H249ZM75 113V112H74ZM145 113H147L146 111H145ZM150 113V112H149ZM158 113V115L159 116H157V117H161V116H163V115H161L160 116V114ZM165 113V112H164ZM163 113V114H164ZM172 113V112H171ZM186 113V112H185ZM196 113V114H197ZM209 113V112H208ZM236 113V112H235ZM247 113V112H246ZM116 114V113H115ZM142 114V113H141ZM162 114V113H161ZM178 114V113H177ZM202 114H203V112H202ZM205 114V113H204ZM204 114H203V117H204ZM217 114V113H216ZM215 114V115H216ZM221 114V113H220ZM245 114V113H244ZM252 114V113H251ZM255 114V113H254ZM140 115V114H139ZM143 115V114H142ZM149 115V114H148ZM147 115V116H148ZM191 115V114H190ZM192 115H194V114H192ZM198 115V114H197ZM199 115H200V113H199ZM199 115H198V117H199ZM209 115V114H208ZM213 116V114H211L210 113V118ZM214 115V116H215ZM222 115V114H221ZM230 115V114H229ZM232 115V114H231ZM235 115H238V114H235ZM116 116V115H115ZM124 116V115H123ZM147 116H145V117H143V118H146ZM151 116H152V114H151ZM176 116V115H175ZM177 116H179V115H177ZM244 116V115H243ZM251 116V115H250ZM153 117H156V115H154ZM165 117V116H164ZM190 117V116H189ZM202 117V116H201ZM202 117V118H203ZM208 117V116H207ZM259 117H261V115L259 116ZM263 117V116H262ZM123 118V117H122ZM128 118V117H127ZM139 118H140V116H139ZM141 118H142V116H141ZM185 118V117H184ZM197 118V117H196ZM209 118V117H208ZM226 118V117H225ZM224 118V119H225ZM228 118V117H227ZM233 118H235V117H232V119ZM241 118V117H240ZM239 118V119H240ZM244 118V117H243ZM251 118V117H250ZM129 119H131V118H129ZM133 119H134V117H133ZM164 119V118H163ZM170 119V118H169ZM168 119V120H169ZM177 119H178V117H177ZM198 119V118H197ZM204 119H206V118H204ZM203 119V120H204ZM229 119V118H228ZM242 119V118H241ZM255 119H258V118H255ZM119 120V119H118ZM123 120V119H122ZM134 120H136V118L134 119ZM140 120H142V119H140ZM146 119H144V121H145ZM149 120V119H148ZM155 120V119H154ZM159 120L160 119H157V121L156 122H159ZM180 120V119H179ZM190 120H191V117H190ZM209 120V119H208ZM207 120V121H208ZM214 120V119H213ZM244 120V119H243ZM248 120V119H247ZM246 120V121H247ZM251 120V119H250ZM127 121H129V120H127ZM130 121H132V119L130 120ZM152 121V120H151ZM227 121V120H226ZM225 121V122H226ZM230 121V120H229ZM239 121V120H238ZM260 121V120H259ZM137 122H138V119H137ZM155 122V123H156ZM171 122H173L172 121V119H171ZM176 122V121H175ZM188 122H189V120H188ZM202 122V121H201ZM206 122V121H205ZM209 122H210V120H209ZM209 122H207V123H209ZM213 122V121H212ZM224 122V123H225ZM233 122V121H232ZM231 122V124H233ZM237 122V121H236ZM243 122V121H242ZM119 123V122H118ZM121 123V122H120ZM133 123V122H132ZM160 123V122H159ZM204 123V122H203ZM206 123V124H207ZM215 123H216V121H215ZM215 123H212V124H215ZM220 123V122H219ZM230 123V122H229ZM229 123H228V125H229ZM243 123H246V122H243ZM259 123H262V122H259ZM124 124H126V123H124ZM171 124V123H170ZM175 124V123H174ZM179 124V123H178ZM210 125H211V123H209ZM247 124V123H246ZM245 124V125H246ZM250 124V123H249ZM248 124V125H249ZM119 125V124H118ZM128 125H130V124H128ZM141 125V124H140ZM144 125V124H143ZM166 125V124H165ZM173 125V124H172ZM198 125V124H197ZM204 125H205V123H204ZM209 125V126H210ZM216 125V124H215ZM221 125V124H220ZM225 125V124H224ZM227 125V124H226ZM239 125V124H238ZM237 125V126H238ZM241 125V124H240ZM239 125V126H240ZM242 125H244V124H242ZM44 126V125H43ZM117 126V125H116ZM122 126H123V124H122ZM134 126V125H133ZM142 126V125H141ZM144 126H146V125H144ZM163 126H164V124H163ZM170 126V125H169ZM168 126V127H169ZM193 126V125H192ZM199 126H200V124H199ZM233 125H231V127H232ZM251 126V124L249 125V127ZM256 126H258V125H256ZM44 127H46V126H44ZM140 127V126H139ZM179 127H180V125H179ZM178 127V125H177V128H179ZM184 127V126H183ZM224 127H228V126H224ZM224 127L222 128V127H220L221 129H224ZM235 127H236V125H235ZM234 127V128H235ZM131 128V127H130ZM130 128L129 129H127V130H130ZM137 128V127H136ZM143 128V127H142ZM146 128V127H145ZM161 128V127H160ZM166 128V127H165ZM175 128H176V126H175ZM215 128H216V126H215ZM241 128V127H240ZM239 128V129H240ZM243 128V127H242ZM263 128V127H262ZM46 129H47V127H46ZM121 129H122V127H121ZM140 129H141V127H140ZM162 129H164L163 127H162ZM168 129H170V128H167L166 129V131L168 130ZM182 129V128H181ZM180 129V130H181ZM208 129V128H207ZM217 129V128H216ZM232 129V128H231ZM230 129V130H231ZM244 129V128H243ZM49 130V129H48ZM119 130H120V128H119ZM176 130V129H175ZM179 130V131H180ZM200 130V129H199ZM226 130H228V129H226ZM249 130V129H248ZM137 131H139L138 130V128H137ZM140 131H145V130H140ZM159 131H161V130H159ZM158 131V132H159ZM164 131H165V129H164ZM177 131V130H176ZM178 131V132H179ZM183 131V130H182ZM188 131V130H187ZM205 131V130H204ZM224 131V130H223ZM229 131V130H228ZM227 131V132H228ZM238 131V130H237ZM244 131V130H243ZM257 131H258V129H257ZM261 131H263V129L261 130ZM114 132H115V129H114ZM119 133L118 134H120L121 132L120 131H118ZM131 133H132V131H130ZM133 132H135L134 130H133ZM147 132V131H146ZM212 132V131H211ZM214 132H215V130H214ZM239 132H241V130L239 131ZM238 132V133H239ZM245 132V131H244ZM248 132V131H247ZM260 132V131H259ZM258 132V133H259ZM127 133H129V132H127ZM127 133H126V135H127ZM149 133V132H148ZM156 133V132H155ZM209 133H210V130H209ZM217 133H219V132H217ZM229 133V132H228ZM227 133V134H228ZM250 133V132H249ZM263 133V132H262ZM261 133V134H262ZM39 134V133H38ZM40 134H41V131H40ZM40 134H39V137H40ZM117 134V133H116ZM138 134V133H137ZM136 134V135H137ZM166 134H167V132H166ZM173 134H175V133H172V136H174ZM187 134V133H186ZM206 134V133H205ZM125 135V134H124ZM134 136L135 138H136V141H137V139L139 138V140H140V136H139V134L137 135V136ZM158 135V134H157ZM179 135V134H178ZM212 135H214V134H212ZM220 135V134H219ZM231 135H232V133H231ZM242 135H243V133H242ZM241 135V136H242ZM250 135V134H249ZM6 136H8L9 137V133H8V135H6ZM121 136V135H120ZM129 136V135H128ZM145 136H148V134L147 135H145ZM152 136V135H151ZM160 136V135H159ZM163 136V135H162ZM161 136V137H162ZM186 136V135H185ZM200 136V135H199ZM222 136H223V134H222ZM229 136V135H228ZM252 136V135H251ZM258 136V135H257ZM257 136H255V137H257ZM48 138H50L49 136H47ZM167 137V136H166ZM169 137V136H168ZM177 136H175V137H173V138H176ZM255 137H254V139H255ZM260 137V136H259ZM7 137H5V139H6ZM134 138V139H135ZM171 138V137H170ZM178 138V137H177ZM184 138V137H183ZM251 138V137H250ZM261 138H263V137H261ZM14 139V138H13ZM121 139V138H120ZM130 139V138H129ZM156 139V138H155ZM211 139H212V137H211ZM216 139V138H215ZM7 140V139H6ZM36 140V139H35ZM38 140V139H37ZM48 140V139H47ZM122 140H124V139H122ZM171 140V139H170ZM174 140V139H173ZM173 140H171L172 142H173ZM178 140H179V138H178ZM182 140V139H181ZM218 140V139H217ZM216 140V141H217ZM231 140H232V137H231ZM230 139H229V141H231ZM237 140V139H236ZM240 140V139H239ZM246 140V139H245ZM251 140V139H250ZM261 140V139H260ZM264 140V139H263ZM41 141V140H40ZM43 141V140H42ZM128 141V140H127ZM130 141V140H129ZM155 141V140H154ZM158 141V140H157ZM184 141V140H183ZM191 141V140H190ZM232 141H235V140H232ZM241 141V140H240ZM239 141V142H240ZM254 141V140H253ZM123 142V141H122ZM135 142V141H134ZM174 142H176L175 140H174ZM181 142V141H180ZM194 142V141H193ZM212 142V141H211ZM214 142V141H213ZM250 142V141H249ZM256 142H258V140L256 141ZM260 142V141H259ZM263 142V141H262ZM139 143H143V145H145V146H150V147H154L155 146V142L153 143L152 142V139H149V136H148V138H146L145 139V137H144V139H142V141L141 142H139ZM138 143V144H139ZM182 143V142H181ZM180 143V144H181ZM234 143V142H233ZM251 143V142H250ZM261 143V142H260ZM260 143H258V145H260ZM264 143V142H263ZM47 144V143H46ZM117 144V143H116ZM122 144V143H121ZM174 144V143H173ZM183 144H184V142H183ZM195 144V143H194ZM242 144V143H241ZM253 144H254V142H253ZM35 145V144H34ZM168 145V144H167ZM217 145V144H216ZM237 145V144H236ZM235 145V146H236ZM239 145V144H238ZM36 146V145H35ZM35 146H33V147H35ZM71 146V144H69L67 141L65 142V141H63L59 146H53L52 148H49V151L48 152H46L42 147H35V149L33 150V151H31L29 154H27V155H25L24 154V156L22 157V158H20L19 156H18V158L19 159H17V160H15V161H13L12 162V159L11 158H9L8 159V162L5 164L6 166H5V171H4V180H5V182L7 183V186H10L11 187V190L12 191H14V190H16V191H20V192H24V191H26V190H29L30 188H32L33 187V185H30V186H28V185H24L23 183H22V181L20 182L19 180H14L13 179V174H16L17 175V179H18V176L20 177V178H22V179H25L26 177H29V172H34L35 170H37L38 168L37 167H39V163L38 162H36L34 159H30L31 157H33L34 158V154L36 153H39L38 155H41L43 158L44 157H46L45 159H47V157L49 158V157H53L54 159H56V161H57V166H58V162H60V163H62L63 161H76L77 162V167H78V169L81 171V172H83V173H85V174H87V175H89L92 171H98V173H99V171L101 170V168H102V156H101V152L99 151V150H96V151H87L86 149H81V151H79V152H73V151H70L69 150V148H71L70 147ZM124 146L125 145H123V148H124ZM130 146V145H129ZM173 146V145H172ZM171 146V148L173 149V147ZM179 146V145H178ZM186 146V145H185ZM212 146V145H211ZM249 146H250V144H249ZM262 146V145H261ZM120 147V146H119ZM118 147V148H119ZM138 147V146H137ZM166 147V146H165ZM180 148H181V145L179 146ZM218 147H219V145H218ZM237 147V146H236ZM251 147V146H250ZM256 147V146H255ZM257 147H259V146H257ZM122 148V149H123ZM138 148H140V147H138ZM155 148V147H154ZM186 148V147H185ZM198 148V147H197ZM232 148V147H231ZM264 148V147H263ZM22 149V148H21ZM101 149V148H100ZM125 149V148H124ZM143 149H147V148H145V147H143ZM151 149V148H150ZM149 149V150H150ZM172 149H171V151H172ZM177 148H175L174 150H176ZM181 149H183V148H181ZM257 149V148H256ZM24 150V149H23ZM102 150V149H101ZM121 150V149H120ZM148 150V151H149ZM161 150V149H160ZM163 150H167V148L165 149V148H163ZM170 150V149H169ZM174 150L172 151L173 153H174ZM178 150V149H177ZM187 150V148L185 149V151ZM228 150V149H227ZM232 150V149H231ZM238 151H239V149H237ZM260 150V149H259ZM45 151V152H44ZM141 151H143V150H141ZM165 151L163 152V153H165ZM180 151V150H179ZM179 151H178V153H179ZM184 151V150H183ZM182 151V152H183ZM234 151V150H233ZM237 151V152H238ZM244 151V150H243ZM251 151V150H250ZM256 151V150H255ZM20 152V151H19ZM18 152V153H19ZM23 152V151H22ZM25 152V151H24ZM144 152V151H143ZM181 152V151H180ZM187 152V151H186ZM232 152V151H231ZM247 152V151H246ZM17 153V154H18ZM27 153V152H26ZM46 153V154H45ZM151 153V152H150ZM162 153V154H163ZM185 153V152H184ZM183 153V154H184ZM194 153H195V151H194ZM263 153H264V151H263ZM11 154V153H10ZM136 154V153H135ZM142 154V153H141ZM153 154V153H152ZM159 154V153H158ZM161 154V155H162ZM167 154H169V152L167 153ZM179 154H181V153H179ZM181 155V157H183L184 155ZM217 154H218V152H217ZM46 155V156H45ZM151 155V154H150ZM175 155H177V154H175ZM186 155V154H185ZM188 155H190V154H188ZM228 155V154H227ZM231 155V157H233L232 156V153L230 154ZM40 156V157H41ZM144 156V155H143ZM157 156V155H156ZM220 156V155H219ZM236 156V155H235ZM239 156V155H238ZM242 156V155H241ZM240 156V157H241ZM11 157V156H10ZM108 157V156H107ZM140 157V156H139ZM149 157V156H148ZM151 157H152V155H151ZM176 157V156H175ZM180 157V158H181ZM191 156H189L188 158H190ZM225 157V156H224ZM229 157V156H228ZM250 158H252V160L254 161L255 160V163H256V160H257V157H256V155H251V156H249ZM8 158V157H7ZM16 158V157H15ZM144 158V157H143ZM159 158V157H158ZM177 158V157H176ZM176 158H175V160H176ZM235 158H237V157H235ZM245 158H246V155H245ZM149 159V158H148ZM191 159V158H190ZM208 159V158H207ZM211 160H212V158H210ZM228 159V158H227ZM226 159V160H227ZM244 159V158H243ZM242 159V160H243ZM136 160H138V159H136ZM150 160V159H149ZM179 160V159H178ZM194 160V159H193ZM193 160L192 161H190L189 160V162H191L192 164H193ZM198 160V159H197ZM200 160H202V158L200 159ZM223 160V159H222ZM46 161H48V160H46ZM134 161V160H133ZM141 161V160H140ZM143 161H145V160H143ZM147 161V160H146ZM151 161V160H150ZM225 161V160H224ZM229 161V160H228ZM247 161V160H246ZM259 160H257V162H258ZM137 162V161H136ZM135 162V163H136ZM195 162V161H194ZM201 162V161H200ZM59 163V164H60ZM63 163H66V162H63ZM174 163H177L176 161H174ZM179 163H181V161L179 162ZM188 163V162H187ZM198 163V162H197ZM204 164H205V161L203 162ZM216 163V162H215ZM226 163V162H225ZM231 163V162H230ZM243 163H244V161H243ZM247 162H245V164H246ZM123 164V163H122ZM173 164V163H172ZM188 164H190V163H188ZM195 164V163H194ZM193 164V165H194ZM211 164V163H210ZM217 164H218V162H217ZM241 164H242V161H241ZM193 165L191 166V167H193ZM196 165V164H195ZM207 165H208V163H207ZM255 165V164H254ZM258 165H261V164H256V166H258ZM42 166H43V163H42ZM46 166V165H45ZM62 166L64 167V164H62ZM61 166V167H62ZM172 166V165H171ZM177 166V165H176ZM197 166V165H196ZM195 166V167H196ZM211 166V168H212V165H210ZM209 166V167H210ZM118 167V166H117ZM183 167H184V165H183ZM187 167H188V165H187ZM204 167V166H203ZM221 167V166H220ZM249 167H251V166H249ZM261 167H264V165L263 166H261ZM260 167V168H261ZM43 168H45L44 166H43ZM42 167H41V169L40 170H42L43 169ZM185 168V167H184ZM197 168V167H196ZM195 168V169H196ZM200 168V167H199ZM213 168H214V166H213ZM212 168V169H213ZM107 169L109 170V172L111 173V174H113V175H115V173L113 172V171H111L110 170V166H107ZM118 169H120V168H118ZM166 170L163 172V175L165 174V176H164V178L166 177V179H167V174H169L168 173V170L170 169V168H168L167 169V167L165 168ZM201 169V168H200ZM206 169V168H205ZM251 169V168H250ZM33 170V171H32ZM39 170V171H40ZM48 170H49V166H48ZM191 170H192V168H191ZM233 170V169H232ZM25 171V173H24V175L22 174V172H24ZM181 171L183 172V169L181 168ZM177 172V171H173V174L172 173H170L169 174V177L168 178H171V180H173L176 184H178V185H181V184H186L188 181H190L191 180V176L189 175V174H187V175H184L182 172ZM211 171V170H210ZM210 171H207V172H210ZM253 171V170H252ZM258 171H259V169H258ZM119 172V171H118ZM162 172V171H161ZM171 172V171H170ZM191 172V171H190ZM192 172H193V170H192ZM200 172V171H199ZM213 172V171H212ZM254 172V171H253ZM253 172H251V173H253ZM26 173H28V174H26ZM157 173H159L158 171H157ZM188 173V172H187ZM202 173V172H201ZM251 173H250V175H251ZM127 174L128 175H125V174H121V172H119L118 173V175H123V177H124V179H119V178H116V177H114V179H112L111 181H109V182H111L110 183V189H111V191H109L110 192V194H112L113 192H117V191H120V188H122L123 186H127V185H134V186H136V187H138V188H140L142 191H141V193L139 194V195H141L140 196V199H136L133 195H130V194H128L126 191H124V190H122L121 191V198L122 197H129L130 199H129V201L128 202H126L127 204H129V205H131V209H129V210H127L125 213H124V215H122L121 217H123V216H129V217H132V216H141L142 214H143V216H144V218L142 219V220H134V219H131V224H128L126 227H125V229H123V230H121L122 232H124V234H126V233H129V234H131L130 236H128V238L130 239V241H134V240H136L137 238H138V240H139V238L142 236L143 237V234H146L147 232H148V230H149V228H153V229H157V230H155V232L157 231V234H159V232H164V230L163 229H167V228H169L170 227V229H171V227L172 228H174L175 227V225L172 223V222H174L175 220H177V218L179 219V220H181V212H183V211H188L189 209H190V206H188V204H181L180 202H176V203H173V201L171 200V198L169 197L170 195L168 194H166V196H167V199L166 200H163V198L161 197L162 195H159L158 194V189L155 187V186H153V185H151L150 183H143V182H141L140 180H138V182H137V184H133V182L134 181H132L131 179H130V177L129 176H131V174L132 173H130V172H128L127 171ZM130 174V175H129ZM203 174V173H202ZM221 174V173H220ZM223 174V173H222ZM225 174V173H224ZM253 174H255V173H253ZM261 174H263L262 172H261ZM194 175V174H193ZM209 175V174H208ZM257 175V174H256ZM256 175H255V177H256ZM116 176V175H115ZM162 176V175H161ZM195 176H196V174H195ZM200 176V175H199ZM224 176V175H223ZM35 177V176H34ZM33 177V178H34ZM221 177V176H220ZM220 177H218V178H220ZM254 177V178H255ZM36 178V177H35ZM34 178V179H35ZM157 178V177H156ZM161 178V177H160ZM163 179V178H162ZM21 180V179H20ZM169 180V179H168ZM256 180L258 181V184H259V182H261V183H263V185H264V174L261 176V178H260V174H259V177L257 178V179H255V182H256ZM32 181V180H31ZM30 181V182H31ZM148 181V180H147ZM146 181V182H147ZM158 181V180H157ZM136 183V182H135ZM162 183V182H161ZM23 184V185H22ZM63 184V183H62ZM61 186V185H60ZM217 186V185H216ZM168 187V186H167ZM160 188V187H159ZM34 190H38L39 191V188H36V186H34ZM37 191V192H38ZM163 191V190H162ZM32 192H35V191H32ZM31 193V192H30ZM30 193H28V194H30ZM67 193V192H66ZM68 194V196L70 197L71 196V193L70 192H68L67 193ZM24 195V194H23ZM78 199L75 201V202H73V201H70L69 200V202H68V207L70 206L71 207V210H72V212L73 213H76L77 215H81V216H84L87 220H89V222H91V223H93V225L95 224V222L97 221V222H99V223H101V222H104V224H106L107 222H108V220H106V218L107 217H113L116 213H115V210L116 209H118V207H119V203H116L115 205H114V209H113V211H107L108 210V207H105V205H106V200H105V197H104V199L103 200H93V202L92 203H87L85 200H82V199H80L79 197H77ZM197 199V198H196ZM137 200H138V202H137ZM198 200V199H197ZM203 201V200H202ZM206 201H208V200H206ZM47 202V201H46ZM200 202V201H199ZM205 202V201H204ZM48 203V202H47ZM49 204V203H48ZM54 205V204H53ZM46 206H48V205H46ZM200 206H203V205H200ZM204 206H206V205H204ZM174 207H178V208H174ZM46 208V207H45ZM49 207H47V209H48ZM51 208H53L52 206H51ZM153 208H155V209H153ZM261 208V207H260ZM264 208V207H263ZM202 209V208H201ZM259 209V208H258ZM52 210V209H51ZM50 210V211H51ZM57 210V208H55V210L53 209V211L55 212ZM52 211V212H53ZM204 211V210H203ZM264 211V210H263ZM53 212V213H54ZM258 212V211H257ZM98 214L99 215V217H95V216H93L94 214ZM52 214V213H51ZM256 214V213H255ZM54 215V214H53ZM52 215V216H53ZM254 215V214H253ZM257 215V214H256ZM263 215H264V213H262V217H263ZM51 216V217H52ZM181 216V217H180ZM258 216V215H257ZM256 216V217H257ZM188 217V216H187ZM200 217V216H199ZM249 217H250V215H249ZM248 217V218H249ZM254 217V216H253ZM197 218V217H196ZM258 218V217H257ZM186 219V218H185ZM192 219H193V217H192ZM198 220H200L199 218H197ZM201 219H205V218H203V217H201ZM184 220V219H183ZM182 221V220H181ZM189 221V220H188ZM195 221V220H194ZM257 221V220H256ZM259 221V220H258ZM183 222V221H182ZM190 222V221H189ZM199 223H200V221H198ZM252 221H250V223H251ZM99 223H98V225H99ZM184 223V222H183ZM247 223V222H246ZM97 224V223H96ZM248 224V223H247ZM201 225V224H200ZM118 226H119V223H118ZM94 227V226H93ZM98 227V226H97ZM178 227H179V225H178ZM255 227V226H254ZM96 228V227H95ZM14 229V228H13ZM13 229L9 232V236L7 237V236H5L6 238H8L9 239V241L11 242H13V240L15 239H17V241L19 240V241H22V237H23V235L24 234H22L23 232L25 233V231L28 229L25 225L24 226H21L17 231H15V232H13V233H11L12 231H13ZM93 231V230H92ZM96 231V230H95ZM95 231L93 232V233H95ZM134 231H137V233H134ZM167 231V230H166ZM169 231V230H168ZM171 231V230H170ZM194 231V230H193ZM192 231V232H193ZM97 232L99 233L100 232V230H99V228H97ZM209 232V231H208ZM220 232V231H219ZM219 232H218V234H219ZM184 233H186V232H184ZM4 235H5V233H3ZM22 234V235H21ZM46 234V233H45ZM202 235H201V237L202 238H206V233H205V231L204 232H202L201 233ZM225 234V233H224ZM1 235V234H0ZM4 235H2L3 237H4ZM39 235V234H38ZM37 235V236H38ZM94 235V234H93ZM97 235V234H96ZM178 235V234H177ZM215 235V234H214ZM217 235V234H216ZM40 236V235H39ZM156 236H159L160 237V235H156V234H153L150 238V242H148V243H150V244H148V245H144L143 244V249L144 248H147V249H149L150 250V247L153 245L152 243H153V240H155V238H156ZM172 236V235H171ZM190 236V235H189ZM3 237H0V238H3ZM141 237V238H142ZM183 237V236H182ZM211 237V236H210ZM163 238V237H162ZM161 238V239H162ZM199 237H197V236H194L193 238H192V241L193 240H195V239H198ZM212 238V237H211ZM164 239V238H163ZM170 239V238H169ZM200 239V238H199ZM111 240V239H110ZM227 240V239H226ZM5 241V240H4ZM9 241H6V243L8 242L9 243ZM124 241V240H123ZM164 241V240H163ZM212 241V240H211ZM14 242H16V241H14ZM35 242V241H34ZM108 242V241H107ZM170 242V241H169ZM214 242H216V241H214ZM228 242V241H227ZM231 242V241H230ZM18 243H20V242H18ZM134 243V242H133ZM232 243V242H231ZM5 244V243H4ZM105 244V243H104ZM165 244V243H164ZM7 244H5V246H6ZM17 244H12L11 245V248L13 247V250L15 249L16 251H17V249L19 248V246H16ZM236 245V244H235ZM155 246V245H154ZM209 246V245H208ZM7 247V246H6ZM5 247V248H6ZM216 247V246H215ZM236 247H238V246H236ZM1 248H3L4 249V247H2L1 246ZM10 248V249H11ZM36 248V247H35ZM209 248V247H208ZM2 249V250H3ZM8 249V248H7ZM201 249V248H200ZM203 249V248H202ZM228 249H229V247H228ZM19 250V249H18ZM165 250V249H164ZM1 251V250H0ZM7 250H5L4 249V253L6 252ZM8 251H9V249H8ZM12 251V250H11ZM148 251V250H147ZM155 250H151L150 252H154ZM198 251V250H197ZM201 251V250H200ZM232 251V250H231ZM157 253H158V251H156ZM169 252H172L173 253V255H172V257L170 258V260L169 259H165V260H163L162 262H153V263H155V264H176V263H179V264H183V260L185 261L184 263L186 264V263H188V262H190V260L191 259H193V260H198L199 259V257H194V254L191 256V255H188V256H185V258L184 259H182V257L185 255V250L183 249V247H180L179 249H177L175 246H173V247H171L170 248V250H169ZM191 252H192V250H191ZM207 252V251H206ZM223 252V251H222ZM227 252V251H226ZM225 252V253H226ZM12 253V252H11ZM161 253V252H160ZM197 253V252H196ZM224 252H223V254H225ZM3 254V253H2ZM2 254L0 255V256H2ZM170 254V253H169ZM202 254V253H201ZM209 254V253H208ZM239 254V253H238ZM97 255V258L96 259H98V260H96L95 262H93V263H91V264H111V262H110V255H108V253L106 254V256H103V255H100L99 253H97L96 254ZM4 256V255H3ZM2 256V257H3ZM198 256V255H197ZM218 256V255H217ZM221 256V255H220ZM230 258V257H229ZM228 258V259H229ZM238 258H240V257H238ZM163 259V258H162ZM216 259V258H215ZM236 259H237V256H236ZM242 259V258H241ZM208 260V259H207ZM218 260V259H217ZM223 260V259H222ZM233 260V259H232ZM160 261H161V259H160ZM225 262V261H224ZM241 262V261H240ZM152 263V264H153ZM230 263V262H229ZM209 264V263H208ZM222 264V263H221ZM224 264V263H223Z\"/></svg>", "mask_w": 264, "mask_h": 264}]
</instances>
